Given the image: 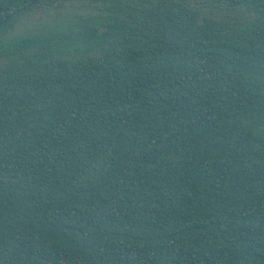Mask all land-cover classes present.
I'll list each match as a JSON object with an SVG mask.
<instances>
[{
	"label": "trees",
	"instance_id": "obj_1",
	"mask_svg": "<svg viewBox=\"0 0 264 264\" xmlns=\"http://www.w3.org/2000/svg\"><path fill=\"white\" fill-rule=\"evenodd\" d=\"M211 2L0 0V264H264V0Z\"/></svg>",
	"mask_w": 264,
	"mask_h": 264
},
{
	"label": "rangeland",
	"instance_id": "obj_2",
	"mask_svg": "<svg viewBox=\"0 0 264 264\" xmlns=\"http://www.w3.org/2000/svg\"><path fill=\"white\" fill-rule=\"evenodd\" d=\"M198 2H200L204 6V10H206V11L213 4L211 2V0H198ZM217 14L218 15H221V16H224V9H222V10H218L217 9ZM43 17H45V14L44 13L35 14L34 21H40V20L43 19Z\"/></svg>",
	"mask_w": 264,
	"mask_h": 264
}]
</instances>
